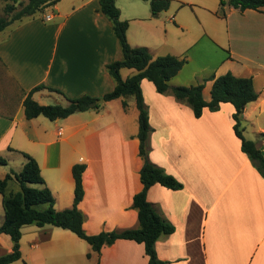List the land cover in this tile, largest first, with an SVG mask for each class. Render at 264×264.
<instances>
[{"label":"crops","instance_id":"obj_1","mask_svg":"<svg viewBox=\"0 0 264 264\" xmlns=\"http://www.w3.org/2000/svg\"><path fill=\"white\" fill-rule=\"evenodd\" d=\"M170 1L167 11L153 15L149 1L116 0L121 21L129 25L130 45L147 48L154 58L185 59L169 85L204 83L208 103L216 78L227 73L252 78L259 98L246 106L243 125L245 131L252 127V141L264 155V11H240L220 0ZM6 5L0 0V16ZM123 57L100 0H61L0 32V157L7 164L17 161L16 173L26 163L21 152L35 158L57 211L73 207V167L85 165V195L78 207L92 236L139 227L133 205L143 189L144 162L136 98L103 101L97 110L55 121L28 120L24 101L31 93L41 105L67 106L68 99L83 96L102 99L116 87L108 66ZM136 73L120 71L123 80ZM141 88L152 128L149 158L183 185L172 190L156 184L147 194L175 227L157 240L159 259L166 264H264V178L242 150L235 107L205 108L197 118L186 100L159 93L148 79ZM19 190L16 181L9 183L8 193ZM3 199L0 193V227ZM21 232L22 259L12 264H151L145 245L133 240L119 239L97 253L72 231L54 225H24ZM12 251L11 237L0 234V257Z\"/></svg>","mask_w":264,"mask_h":264},{"label":"trees","instance_id":"obj_2","mask_svg":"<svg viewBox=\"0 0 264 264\" xmlns=\"http://www.w3.org/2000/svg\"><path fill=\"white\" fill-rule=\"evenodd\" d=\"M7 2L5 12L12 14L16 11L18 0H3ZM61 0H29L22 6L20 12L11 19L0 17V32L5 30L15 20L32 16L37 12L50 8ZM149 1L153 15H159L167 11L171 5L170 0H145ZM221 5H229L234 9L245 11L253 9L263 12L264 0H220ZM12 2V3H11ZM101 8L114 24V31L123 48V59L108 66L110 74L116 82L115 89L107 93L102 99L104 102L119 98L134 96L137 108L140 112V156L144 162L141 170L142 191L134 198V208L139 212V227L116 232H104L99 235H88L84 228V214L79 209V203L83 200L85 191L83 186V174L86 166L77 164L73 167V176L76 182L75 201L70 209L57 211L55 198L46 185L41 174L38 162L31 155L21 152L26 163L20 173L11 171L3 179L0 178V193L3 195L5 220L0 227V234L9 235L13 241V251L0 257V264H12L22 259L21 255V228L24 225L35 224L39 227L54 225L70 230L79 238L88 242L94 252L99 253L105 245H111L119 239L133 240L145 245L146 254L151 264H166L159 259L156 251V242L162 235H169L175 231V227L168 222L159 211L147 200L149 189L160 184L172 190L183 188L181 182L167 174L165 170L155 165L149 158V137L152 132L149 112L147 110L141 83L144 79L153 82L159 93L172 92L177 99L186 100L194 110L197 118L203 115L205 108L216 112L223 103H230L235 107L234 121L235 132L242 142V150L253 161L255 167L264 178V155L257 149L254 141L244 136L245 127L243 113L246 106L259 98L255 90L252 78H239L232 73L220 76L214 80L211 91L212 100L208 103L203 98L204 83L190 87H171L169 81L175 77L185 66L187 61L178 57L167 55L154 58L151 52L144 47L134 48L127 38L128 22L121 21V11L116 5V0H100ZM135 69L137 73L123 80L121 69ZM99 99L83 96L77 99H68L67 106L41 105L33 99L32 93L25 99V115L28 120L44 116L51 121L65 119L69 116L97 110ZM125 108L128 104L124 102ZM0 164L7 165V161L0 157ZM16 181L20 190L8 193L9 183ZM40 186V187H39ZM24 264H27L24 262Z\"/></svg>","mask_w":264,"mask_h":264},{"label":"rangeland","instance_id":"obj_3","mask_svg":"<svg viewBox=\"0 0 264 264\" xmlns=\"http://www.w3.org/2000/svg\"><path fill=\"white\" fill-rule=\"evenodd\" d=\"M23 2L24 3L18 4V6L16 5V11L13 12L12 14H9V13H6L5 12V15L4 16H0V17H3V18L8 19V20L11 19L12 17H14L15 14H17L18 12L21 11L23 5H25V4L28 3V1H25V0H23ZM24 18H26V17H24ZM99 100H103V99H99ZM102 103L99 104L100 107H102ZM52 105H56V104L55 103H52ZM242 126L244 127L243 123H242ZM252 130H253L252 127L249 126L247 128V130L244 132V135H245L246 139L251 140V141L254 138V134H253V131ZM18 166L19 165L17 164V161H14L13 163L11 162L10 164H7V165L0 164V176L1 175H4L6 173H10L13 170L17 171L18 168H19Z\"/></svg>","mask_w":264,"mask_h":264},{"label":"water","instance_id":"obj_4","mask_svg":"<svg viewBox=\"0 0 264 264\" xmlns=\"http://www.w3.org/2000/svg\"><path fill=\"white\" fill-rule=\"evenodd\" d=\"M103 102V100H98L97 101V104H100V103H102Z\"/></svg>","mask_w":264,"mask_h":264},{"label":"built area","instance_id":"obj_5","mask_svg":"<svg viewBox=\"0 0 264 264\" xmlns=\"http://www.w3.org/2000/svg\"><path fill=\"white\" fill-rule=\"evenodd\" d=\"M47 19H48V20L51 19V16H48Z\"/></svg>","mask_w":264,"mask_h":264}]
</instances>
